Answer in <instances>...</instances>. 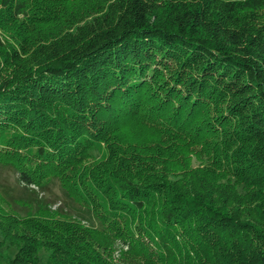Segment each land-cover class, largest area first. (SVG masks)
Listing matches in <instances>:
<instances>
[{"label": "trees", "instance_id": "trees-1", "mask_svg": "<svg viewBox=\"0 0 264 264\" xmlns=\"http://www.w3.org/2000/svg\"><path fill=\"white\" fill-rule=\"evenodd\" d=\"M160 1L0 0V69L36 53L19 81H0V164L26 187L57 180L100 220L0 207L22 227L4 234L22 246L0 264L34 258L40 240L45 264L256 260L257 225L229 195L217 207L193 195L180 167L198 150L235 178L264 165L229 150L264 141V0ZM66 24L73 35L53 30Z\"/></svg>", "mask_w": 264, "mask_h": 264}, {"label": "rangeland", "instance_id": "rangeland-1", "mask_svg": "<svg viewBox=\"0 0 264 264\" xmlns=\"http://www.w3.org/2000/svg\"><path fill=\"white\" fill-rule=\"evenodd\" d=\"M175 0H161L157 4V8L166 9L169 2ZM178 1V0H176ZM160 9V10H161ZM87 21V20H86ZM6 26V25H5ZM66 25H60L53 29L54 31H62L63 34L73 35L75 30L65 31ZM35 27V26H34ZM33 29H36V27ZM14 42V40H13ZM12 42V43H13ZM68 44H71L68 43ZM25 55L19 53L18 56H14L10 64H3L0 69V81L4 79H11L19 81L22 74L29 69L32 63L35 61V52L29 50ZM66 51L65 47L59 48L56 52L59 54ZM55 52V53H56ZM67 53V52H66ZM229 128L232 132L236 129L233 122ZM235 133V132H234ZM236 134V133H235ZM238 134V133H237ZM236 134V135H237ZM235 155L244 156L246 154L252 155L255 150L256 153L262 158L264 154V141L260 144L245 145L239 148H229ZM253 152H252V151ZM199 151V150H198ZM196 151L197 154L191 152L184 165L180 168H189L188 183L189 189L193 195L205 196L212 201L214 206L217 207L218 203H223L224 195H229L228 205L239 204L241 216L243 221L247 223L246 230H250L249 227L253 224L257 225L259 234L254 233V243L258 246L259 253L256 252V260L252 261L253 264H264V221H260L256 216L254 208L261 210L264 213V165L261 167L256 179L252 178V175H242L239 178L231 177L222 173L210 164L207 157L202 152ZM193 155V156H191ZM244 163V162H242ZM253 165V164H252ZM174 178H169V182L173 183ZM244 186H242V185ZM213 187H212V186ZM240 188V198L233 193L235 188ZM0 207L6 212L24 217L30 212L38 210L40 202L50 205L51 210H61L66 212L69 216L81 220L85 225L100 228V220H98L93 213L81 203L74 202L71 198H68L61 188L59 182L55 179L50 180L49 183L43 188L38 189L34 186L26 187L18 180V174L14 169L7 165L0 164ZM206 198V199H207ZM22 232V227H14L9 221H2L0 219V260L9 261L15 258L18 254L19 248L22 244H15L11 239L5 240L4 234L9 230ZM40 244L37 246L36 255L34 258L21 259L19 264H45L50 255V251L44 246V243L40 240ZM18 245V247H15ZM224 250L228 249L227 244L224 246ZM20 257V256H19ZM23 256H21L22 258Z\"/></svg>", "mask_w": 264, "mask_h": 264}]
</instances>
